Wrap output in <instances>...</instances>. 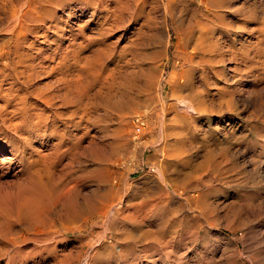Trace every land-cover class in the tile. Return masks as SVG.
I'll return each mask as SVG.
<instances>
[{"label": "rangeland", "instance_id": "rangeland-1", "mask_svg": "<svg viewBox=\"0 0 264 264\" xmlns=\"http://www.w3.org/2000/svg\"><path fill=\"white\" fill-rule=\"evenodd\" d=\"M129 1L156 59L85 72L121 0H0V264H264V0Z\"/></svg>", "mask_w": 264, "mask_h": 264}, {"label": "bare ground", "instance_id": "bare-ground-1", "mask_svg": "<svg viewBox=\"0 0 264 264\" xmlns=\"http://www.w3.org/2000/svg\"><path fill=\"white\" fill-rule=\"evenodd\" d=\"M96 1V0H95ZM167 2H166V5H167V7H168V10L170 11L171 10V0H166ZM206 1V6L207 7H212V8H214L215 10H217V9H220L221 7H222V5H221V0H205ZM87 2H88V4H90L92 7H95L94 6V4H96V2H94V0H87ZM129 0H121V2H119L120 3V5L119 6H117L116 7V10L117 11H120V14L118 15V16H115V18L112 20H110V19H107L106 21H104V23L102 22V23H100V25H99V30H100V33H99V38H90V39H87L88 40V43H87V47L88 48H95L94 49V51H93V54H92V56L90 57V58H88L87 59V66L85 67V70H83V71H95V72H103L104 71V69L106 68V66L110 63V61H117V59H118V61L120 62L122 59H125L128 55H131L133 58L132 59H130L129 61L131 62L133 59H135L137 56H143V61H154L155 59H156V57H157V52L156 51H149V45L151 44V41H152V37H151V34H150V31H151V28L148 26V31H146V32H143V31H141L140 33L138 32V34L137 35H135L134 37H132L131 39H130V42L128 43V45H126L123 49H121V51L118 53V57L119 58H121V59H119V58H117L116 60H115V58H116V49H117V45H118V42L122 39L121 38V36H120V38H118V39H116V41H110V38H112V35L114 36L118 31H121L122 29H124L125 27H126V25H127V23L128 22H130V20H134V21H136V22H138L139 23V21H140V19L141 18H144V12H143V6H141V5H138L139 6V12L136 14V13H134V14H132L131 15V12H130V5H129ZM104 3V2H103ZM138 3V2H137ZM205 3V2H204ZM101 6H103V9H105V11L106 12H108L109 11V7H108V5H101ZM100 7V6H99ZM214 10V11H215ZM216 12V11H215ZM214 12V13H215ZM127 14H129V15H131V18L130 19H127V17L129 16V15H127ZM216 14H217V12H216ZM115 15V14H114ZM143 16V17H142ZM110 18V17H109ZM215 22L217 21H221L222 20V18H221V16L218 14V15H216L215 17ZM145 21V20H144ZM150 21V20H149ZM148 21V23H147V21H146V23L148 24V25H150L151 23ZM209 21V20H208ZM213 22V21H212ZM211 22V23H212ZM106 24V25H105ZM201 25H203V24H201ZM217 25V24H216ZM194 26V25H193ZM199 26V25H198ZM209 26V25H208ZM214 26V25H213ZM218 26V25H217ZM220 26H221V24H220ZM200 27V26H199ZM210 27V26H209ZM191 28V27H190ZM203 28V27H202ZM217 28V27H216ZM229 27L227 26V25H224V26H222V29H223V32L224 33H226V32H228L229 31V29H228ZM139 29V28H138ZM199 29V28H198ZM201 29V28H200ZM210 29V28H209ZM141 30H142V28H141ZM213 30H215V29H213ZM98 31V30H97ZM201 31V30H200ZM134 32V31H133ZM136 32V31H135ZM202 32V31H201ZM133 34V33H132ZM200 34V33H199ZM208 34V33H207ZM210 35V34H209ZM136 37V38H135ZM185 39H186V41H189V43L191 44V40L193 39L194 40V49L196 48H198V47H201V45L204 43V41H205V36H203V35H200V36H198V35H196V33L194 32V30L192 29V30H188V32L186 33V35H185ZM206 43V42H205ZM204 43V45H206ZM217 43H218V41L216 40L215 41V44H216V47H214V50L213 49H210L212 52H211V54H213L214 56H219L220 58H219V61L221 62H224V60H223V55H222V53L219 51V49H218V47H217ZM189 44V45H190ZM187 44H185V46H186ZM202 48H205V46H203ZM186 50H187V48H186ZM203 50V49H202ZM210 50H208L209 52H210ZM194 51V50H193ZM205 53V52H204ZM30 55V54H29ZM128 61V60H127ZM129 61H128V64H129ZM135 61V60H134ZM19 62V61H18ZM33 62V61H32ZM133 62V61H132ZM220 62H218L219 64H220ZM221 62V63H222ZM20 63V62H19ZM115 63V62H114ZM32 64V63H31ZM41 64V63H40ZM12 65V64H11ZM42 65V64H41ZM21 67V66H20ZM119 68H120V65H119ZM21 69V68H20ZM24 69V68H23ZM29 69V68H28ZM32 69V68H31ZM30 69V70H31ZM41 69H42V67H41ZM84 69V68H83ZM109 69V68H108ZM1 70V69H0ZM10 70V69H9ZM14 70V69H13ZM43 70V69H42ZM82 70V69H81ZM23 71V70H22ZM34 71V70H33ZM36 71V70H35ZM41 71V70H40ZM116 71V70H115ZM24 72V71H23ZM32 72V71H31ZM107 72H109V71H107ZM111 72V71H110ZM109 72V73H110ZM116 73V72H115ZM19 74V73H18ZM4 75V74H3ZM21 75V74H20ZM24 75V74H23ZM34 75V74H33ZM33 75H31V76H33ZM84 75V74H83ZM106 75V74H105ZM15 76V75H14ZM30 76V77H31ZM85 76V75H84ZM99 76V75H98ZM109 76H111L110 74H109ZM113 76V75H112ZM20 77V76H19ZM89 79V78H88ZM101 79V78H100ZM29 80V79H28ZM30 80H31V78H30ZM98 80V79H97ZM102 80V79H101ZM25 85V84H24ZM32 85V84H31ZM12 87V86H11ZM17 87V86H16ZM28 87V86H27ZM16 90V89H15ZM27 91V90H26ZM221 91V90H220ZM225 92H226V90H225ZM4 76H0V97L2 98H4ZM8 93V92H7ZM6 93V94H7ZM10 95H11V93H9ZM43 94V93H42ZM8 96V95H7ZM19 96V95H18ZM9 97V96H8ZM40 97H42V96H40ZM224 97V96H223ZM17 98V97H16ZM27 98V97H26ZM14 99V98H13ZM23 99V98H22ZM1 100H3V99H1ZM7 100H9V99H7ZM15 100H17V99H15ZM24 100V99H23ZM46 100V99H45ZM14 101V100H13ZM12 101V102H13ZM27 101V100H26ZM49 101V100H48ZM6 102V101H5ZM9 102V101H8ZM32 102V101H31ZM4 103V102H3ZM23 103H25V102H23ZM35 103V102H34ZM46 103V102H45ZM10 103H8V105H9ZM12 104H14V103H12ZM26 104V103H25ZM32 104V103H31ZM44 104V103H43ZM11 105V104H10ZM17 105H18V103H17ZM21 105V104H20ZM19 105V106H20ZM48 105V104H47ZM22 106V105H21ZM29 106V105H28ZM182 106H184V108L186 109V110H190L191 108L192 109H194L193 107H192V105H189V104H182ZM4 107V106H3ZM6 107V106H5ZM4 107V108H5ZM24 107V106H23ZM1 108V107H0ZM7 108H8V106H7ZM12 108V107H11ZM19 108V107H18ZM51 109V108H50ZM1 110V109H0ZM3 110V109H2ZM5 110V109H4ZM12 111V110H11ZM32 111H33V109H32ZM41 111V110H40ZM39 111V112H40ZM191 111H194V110H191ZM6 112V111H5ZM25 112V111H24ZM15 113V112H14ZM13 113V114H14ZM16 113H17V111H16ZM36 113V112H35ZM44 113H46V112H44ZM43 113V114H44ZM2 114H3V112H2ZM21 114V113H20ZM24 114H26V113H24ZM57 114V113H56ZM49 115V114H48ZM2 116V115H1ZM26 116V115H25ZM35 116H37V114H35ZM46 116V115H45ZM200 116V115H199ZM34 117V116H33ZM58 117H61V116H57V118ZM3 118V117H2ZM22 118V117H21ZM29 118V117H28ZM50 118H51V116H50ZM53 118V117H52ZM2 120V119H1ZM5 120H6V118H5ZM22 120H24V119H22ZM25 120H27V118L25 119ZM37 121V120H36ZM38 121L39 122H41V119H40V117H38ZM43 121V120H42ZM54 121V120H53ZM57 121V120H56ZM7 122V121H6ZM9 122V121H8ZM46 122V121H45ZM12 123V122H11ZM19 123V122H18ZM17 123V124H18ZM20 123H22V122H20ZM25 123V122H24ZM30 123V122H29ZM46 123H48V122H46ZM45 123V124H46ZM51 123H52V121H51ZM2 124V123H1ZM9 124V123H8ZM13 124V123H12ZM38 124V123H37ZM80 124V123H79ZM39 125V124H38ZM43 125V124H42ZM3 126V125H2ZM9 126V125H8ZM11 126V125H10ZM17 126V125H16ZM3 127H5V125L3 126ZM25 127V126H24ZM51 127V126H50ZM49 127V128H50ZM11 128V127H10ZM13 128V127H12ZM33 128V127H32ZM45 128H46V126H45ZM20 129V128H19ZM13 130V129H12ZM16 130V129H15ZM25 130V129H24ZM45 130H47V128L45 129ZM53 130V129H52ZM9 131H10V129H9ZM8 131V132H9ZM17 131V130H16ZM16 131H14V132H16ZM23 131V130H22ZM21 131V132H22ZM37 131V130H36ZM42 131V130H41ZM54 131V130H53ZM144 132V131H143ZM17 133V132H16ZM56 133V132H55ZM24 133H22V136L24 137V135H23ZM36 134V133H35ZM42 134V133H41ZM17 135V134H16ZM21 135V134H20ZM21 136V137H22ZM34 136V135H33ZM45 136V135H44ZM8 137V136H7ZM16 137V136H15ZM19 138V137H18ZM48 138V137H47ZM24 139H26V137L24 138ZM23 140V139H22ZM24 143V142H23ZM12 144H13V142H12ZM11 147L13 148L12 149V152H11V155H12V157L10 158V161H14V159H16V158H18L19 157V155H18V151L16 150V148L14 147V144L13 145H11ZM21 154V153H20ZM22 154H23V152H22Z\"/></svg>", "mask_w": 264, "mask_h": 264}, {"label": "built area", "instance_id": "built-area-1", "mask_svg": "<svg viewBox=\"0 0 264 264\" xmlns=\"http://www.w3.org/2000/svg\"><path fill=\"white\" fill-rule=\"evenodd\" d=\"M146 129V121L143 118L135 119V133L136 136L143 134V131Z\"/></svg>", "mask_w": 264, "mask_h": 264}]
</instances>
